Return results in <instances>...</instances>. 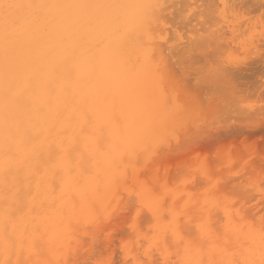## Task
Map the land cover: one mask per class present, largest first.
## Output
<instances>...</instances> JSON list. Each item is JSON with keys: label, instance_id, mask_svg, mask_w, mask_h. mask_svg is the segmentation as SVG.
<instances>
[{"label": "bare ground", "instance_id": "1", "mask_svg": "<svg viewBox=\"0 0 264 264\" xmlns=\"http://www.w3.org/2000/svg\"><path fill=\"white\" fill-rule=\"evenodd\" d=\"M6 2L18 4H63L79 2V0H6ZM90 2L117 3L127 5L129 7L125 11L130 16H134L138 12V9L135 7L137 5H163V7L158 10L159 22L158 24L153 25L154 31L152 32L150 43L156 46L158 58L159 53H163L164 62L166 65L164 81L163 83H161L158 77H152L148 75L146 70L141 69L139 65L135 69H133L131 65H127L123 59L114 58L109 53L97 51L94 55H91L88 52L87 46L84 44V42L75 36H57L55 38H51L47 34L48 29H45L43 27H34L30 31L18 36L10 37L6 41L2 26H0V260H3L5 258L4 246L6 239H16L21 235L25 228L27 229V233L29 235H34L36 237L37 242L36 247L33 251L30 252L27 250V247H25L19 252V259L21 261V264H36L37 261H49L50 264H56V262L60 260H80L81 264H83L84 260H91L92 263L95 264V262L98 259H101L105 253L106 255L104 256L108 257L111 253L110 255L112 257L114 255V247L117 243L119 245H116V248L121 251L120 255L122 256L120 257L122 259H119L123 261L121 262L122 264H159L160 261L162 262V264H173V262H175L174 264H176L177 260V264H184L185 260L203 261L204 264H208V262L211 260L215 261L216 264H220V262L222 261H229L233 259L243 260L246 256L249 255L247 250L248 248L254 250V252L256 253V256L254 258L258 259L260 237L258 233H254L252 236H247L248 229L246 225L249 223H253L250 215V208L243 207L240 215L238 216L236 214V209L238 208H235L236 203L230 202L231 200H229V194H226V196H229V199H223L221 192H212L213 190H208L210 193H207L205 191L204 193H207L206 195L204 193L200 194L199 192L195 191V193L189 192L188 190V192L186 191L187 193H181V190L178 191V188L180 186L177 185V191L169 190L168 184L172 181L171 178L174 177L171 174L172 170L170 173H168L166 172V170L163 171V168H160L159 171L158 169L160 166H158V162L156 161H160L159 159L161 157H167L166 159H168L170 157L174 156L175 158L177 156L178 159H182L180 161L182 164V161H184L185 165L186 163H188L187 161H189L187 160L185 162V159H188L190 158V156L192 157L193 155L197 154L190 150L193 146L189 145L188 143L183 146H181L179 143H172L171 145H175L174 148H167V150L162 153L163 155L160 154L157 157H153V161L149 162L151 167V171L149 174L150 176L148 175L147 177H145L143 175V172L145 171L144 166L140 168V172L138 174L140 175V178L142 180H148V177H151L149 179L151 182L157 184L158 186H163L161 192L164 195V198H168V200L170 201H168L169 207L174 208L178 213L186 212L191 216H195L198 207L203 206L206 200L215 202L216 206L213 207L212 211V223L214 225V227L212 228V234L199 240L196 249L190 254H187L185 252L184 247L180 248L179 246L181 245V243L178 240L174 239L170 232H167L168 223L172 220V216L167 211L162 210L161 213L156 217H153L151 214H147V218H145L146 221L143 218L144 222L142 219L143 215H141L140 217L135 219V227H129V225L133 224V217L136 216L135 205L133 202H130L134 201L135 197H130L129 193L122 187V169L116 167L113 163L114 157L118 159L116 152L113 151V146L120 143V137L118 134H113L111 129L105 127L102 135L99 133L96 134L99 135V147L94 152L90 151L91 145L86 148L84 146V143L81 142L78 152L71 153L70 167L73 173L75 174L77 172L78 164L82 167L80 174L78 175L77 182L65 186L63 193L61 192V181L59 176L54 181L51 180V172L54 166L59 163L58 156L49 159L45 155L43 158L37 159L32 154V148L30 144L22 152H17L14 147L11 151L8 150L7 145L11 144L14 138L16 140L22 138L25 130H30L32 125H45V122L49 120V110L45 109L44 111H40L39 105L41 102L47 100L51 110L56 111L57 95H59L61 98V106L59 108V111L62 113L63 117H68L66 123L68 131L64 134L66 137L76 135V133L72 131V129L76 126V117L71 114L70 111H64L62 105V101L64 99L75 102L73 100V97H75V100H81L83 98H90L92 94H95L97 92L103 93L105 90H110L116 93L117 104L118 106H121V97L119 95L121 87L127 91V95L122 103V109L125 116L130 122L140 121L145 126H147L152 124L154 121L166 118L170 119L172 116H175L177 119L185 118V114L187 112L184 114V112L177 111V106L182 105L184 99L182 98L183 100H181L180 98H178L177 96L179 95L175 93L176 90L174 92V89L169 87L170 84L174 82L181 88L184 87V91L187 90L185 89L186 78H181L182 76L179 78V76L176 75V72L175 74L173 73L176 66H178L179 64L175 65L177 64L175 61L171 63V65L173 64V66L167 64L173 59H176L177 56L187 55L188 57H186L189 58V55L192 52L195 53L196 51V53L201 52L203 54L205 53L206 55H208V53L211 54L214 52L216 54L219 52V55H215L217 56V58L214 56L216 60L213 59L214 57L212 56V54L211 56L213 58L209 55L210 59L212 58L213 61H216V63L214 62L216 64L214 68L211 69L213 67L212 66L210 68L211 70L209 69L210 71L208 72L207 69L211 66L210 64H208V68L205 65L204 67L206 69H204L209 74H211L214 72L217 65H226L229 68L228 79L231 81V86L226 85L225 83L220 81H214L212 78H209V81L207 80L208 83H205L204 76L203 78L201 77L203 80L200 79L202 81L197 82L199 84L203 82L202 84H208V86L210 82H212V84L210 85L212 86L214 84L212 86L213 88L211 87L212 90H214V87L219 83L220 85H224L225 89L221 87L219 88V90L222 91V89H224L223 93L225 92V97H229V100L230 97L232 98L235 96L233 101H235V99H238L237 94H239L238 92H240L239 90H237V85L240 86L241 84L240 87H243L242 83L243 85L245 84L243 81L242 83H239V81L243 78L246 79L247 76L251 75L254 72L253 70H260L261 68L259 67L264 64V59L262 60V58H264V36H261L264 35V31H260L264 25V0H90ZM238 5H247L248 8L249 6H251L253 7L252 9H255L256 13H258L259 15H257L256 18V15L251 14L252 17L255 18H250L249 21L247 20L248 16L244 15L246 6L245 9H243L244 6L240 7L242 9L241 10ZM178 6L181 10L177 8ZM202 7L206 9L204 13H202L201 10H197L201 9ZM175 8L177 9L175 10ZM233 9H235V11ZM248 10H250V8ZM248 10H245L246 14H249V12H251V10ZM176 11L177 14L180 13L178 17H180L181 19H171V17H177V15L172 14ZM202 14L207 16L205 18L208 19L209 24L206 21H202ZM238 16L240 18H238ZM242 16H244V18ZM177 19L178 22L180 20L181 22L186 24L184 25V27L182 26L183 23L182 25L180 24L183 29L181 26V28L179 29H176L175 26L169 29L168 25L173 21L177 22ZM259 25L260 28H257L256 26L259 27ZM187 27L189 29L187 30V32L185 31L187 34L185 37L182 34L178 33L180 29H182L181 31H184L187 29ZM228 34L230 35V38ZM226 36L229 39H227ZM227 40L230 42H227ZM237 41L238 45L236 43ZM6 43L15 51V55L12 61V68L7 76V82L5 76L3 55ZM229 45H231L232 47H229ZM234 46L243 49L242 52H244V54L250 56L252 55V58H254L255 56V58L259 59L255 62L254 58L252 59V63L248 62L249 64L247 62H244L243 64L241 63V65L239 63L237 64V61L236 63H234V57L236 53L234 54L233 58L232 54L234 52H231V54L229 55L227 54L232 50L231 48H235ZM228 48L230 49V51L228 50ZM73 49L76 50L75 56L65 62V57L68 55V53L72 52ZM210 49L212 50L211 52ZM223 49L224 53L226 54L220 55L221 52L223 53ZM236 49L233 50L236 51ZM206 51L208 52L206 53ZM201 53L198 54L201 55ZM225 55H228L230 58H232L231 61L234 60V62L228 63L227 60H230L228 56V58H226L225 60L218 59V57H225ZM173 56L176 57L173 58ZM246 60H248V56ZM227 63L230 65H228ZM184 64L183 67L185 66ZM247 64L250 66H248ZM168 66L172 68L171 70L172 74H174L173 76H177L175 78L173 77L171 80H169L170 75L167 74L169 70ZM174 66L175 68H173ZM249 71H251L252 73L248 75ZM253 74L255 75L256 73ZM263 82L261 81V83ZM45 85L55 88V92L52 98H48L45 96ZM202 87L206 88L203 85ZM226 87L228 90L231 89V93L232 90H236V92H234V90V93H232L234 96L231 95L230 91H228ZM9 88L11 89V91H8ZM244 88H246L245 85ZM257 88L260 90L259 86ZM196 89H198V87ZM17 90H20L24 93L20 102H16L13 99V93ZM164 90H166L167 94L171 96L173 104L172 106L165 105L163 108H161L158 106V101ZM208 91L211 92V90L209 89ZM252 91L253 90H251V92ZM204 92L205 90L202 92V94H204ZM210 92L208 93L210 94ZM228 92L230 93V96ZM187 93L183 92L184 97H186ZM221 93H218L219 97L222 96L220 95ZM261 93L264 94V91ZM206 94L207 93L205 92V95ZM225 94H223V96ZM244 95L245 94L242 95L243 98ZM205 97H207V95ZM238 97L239 100L237 101L242 102L243 99L240 100V96ZM245 97L247 96L245 95ZM210 99L213 100L211 96ZM246 100H244L241 104L244 105ZM223 104L224 103H222V107L221 105H216V107L226 109V107H224L225 104ZM261 105L262 102L260 106ZM82 106L87 107L86 105ZM225 106L230 107L229 105ZM254 106L255 105H252L251 107L254 108ZM207 107L209 108L206 111L208 112L206 113V115L211 114L212 116H214V118L216 117L215 119H219L218 115H222L220 112H222L223 110H220L218 108L215 109L216 107L212 108L214 107L212 103L208 104ZM247 108L245 109L253 110V108ZM197 110L199 111V109ZM260 110L257 109L256 111L258 112H254L255 110H253L250 112V114L252 115L255 113L254 117H257L256 113H259ZM217 112L220 114H218ZM230 113H224L223 115L226 114L225 116H227ZM236 113L238 112L236 111ZM248 113L249 112L247 111V114ZM240 114H243V112L241 111ZM245 114L246 113L244 112V117L247 116V114ZM89 115L91 116V112H89ZM213 123L216 124L217 122ZM211 127L212 125H209L210 129L206 128L207 130L205 135L200 138L201 145L203 142V144H206L207 142V145L217 144L223 137H225L226 139L222 140L228 142H242L246 139H249L247 137H244L243 135H240L239 133L241 132L236 133V135H240L238 136L239 138L235 135H233L232 137V134L229 133H224L225 135L223 134V136L221 137L218 134L219 132L212 134L211 131L214 128L212 129ZM216 131L217 130L215 128L214 132ZM47 140L48 142H51L53 140L59 142L60 138L56 136H50L47 138ZM173 141L177 142L176 140ZM63 142L65 146H67L69 143L68 139H64ZM56 151L58 152L59 150L57 149ZM186 151L188 154H186ZM223 151L221 153H217V158L219 159V161H224V159H226L227 161V158L224 157L226 156V153H223ZM79 153H83L82 158ZM218 154L220 155V157H218ZM221 157L224 159H222ZM193 158L194 156L191 159L193 160ZM195 159L194 162L197 163L198 159L196 161ZM226 161L224 164H226ZM180 162L178 161L179 165L182 166ZM192 162H189L191 167L193 166ZM238 164H240V162ZM250 164L251 162H249V165ZM245 166L246 165H244L243 167L246 168L247 166ZM179 170L182 171V168ZM194 170L195 169H193L192 171L193 173ZM196 170L195 173L199 171V169L197 171ZM130 171L131 169H129V172ZM187 171L190 172V168ZM196 174L200 176V173L197 172ZM201 176L199 178L203 177L202 180L207 182V186L209 188V185H211L210 182L213 181H210L208 178ZM208 182L210 183L209 185ZM49 183L55 184L56 190L54 193L49 189ZM186 183L187 182H185V184ZM169 185L172 186V184ZM190 186L192 185H189V188L192 189ZM207 186L205 188H207ZM211 186H213V184ZM186 187H184V189H186ZM195 189L196 188H194V190ZM198 190L199 189L197 188V191ZM200 195H202V197H200ZM20 208L24 209L23 213L17 211ZM114 208L116 209V211L112 214L114 230H111V236L96 232L95 244H97L96 246H98L100 250V247H102L103 251H101V253H105L101 255L98 252L101 256L99 254H96V256L94 257L96 250H94L93 247L95 245L93 242V236L92 233L86 232L85 229L89 226L88 222L92 220H104L105 215L111 212ZM254 209L256 210V212L255 214H252L253 216L260 217L261 215H264L260 214L264 211V207ZM144 215L146 214L144 213ZM117 217L119 218L118 223L116 222ZM241 217H244V219H241ZM230 220L232 221L234 231L228 232V236L226 237L224 235V225L227 224ZM221 221H223V224L220 223ZM145 222H152L151 224L146 223V226L148 224V227H150L149 229L151 230V235L147 234L148 232L150 233V230H147V232L145 229H143L145 228L143 227L145 226L143 225ZM146 229L148 228L146 227ZM141 231L147 233L143 234ZM128 235H132V237L139 240L138 242L135 239L138 245L140 242H142L140 243V245L143 246V248V243L146 244L147 247L152 248L151 250L154 252V254H152L153 252L151 250H142L141 246H139L140 250L134 249L135 246L132 247L133 245H135L134 243H136L134 240L133 245L130 247L131 250H128V247L130 246V244H132L130 243V241H132L130 240L131 236L129 237ZM126 238V241H128L127 244H129V246L125 244ZM107 240H110L111 242L110 247ZM85 241H87V244L84 243ZM242 243L246 245V247H242ZM165 245L167 246L166 248H168L166 249L168 250V252L170 249L169 254L172 253L170 255H173L172 257L167 255L168 253L164 249ZM117 246H120V248H118ZM77 247L79 248L78 253L76 251ZM171 247H173L175 251ZM70 248L71 251L69 250ZM121 248L123 251L121 250ZM136 248H138V246ZM177 250L179 251L178 254L176 253ZM139 251L140 253L142 251L141 254L145 259L141 257ZM92 253L94 255H92ZM175 257L176 259H174ZM11 258L15 260L17 257L16 255H13ZM96 258L98 259L95 261ZM168 258H172L171 261L167 262V260H169ZM142 260H144V262H142ZM145 260H147V263H145Z\"/></svg>", "mask_w": 264, "mask_h": 264}, {"label": "snow or ice", "instance_id": "2", "mask_svg": "<svg viewBox=\"0 0 264 264\" xmlns=\"http://www.w3.org/2000/svg\"><path fill=\"white\" fill-rule=\"evenodd\" d=\"M129 6L117 3L90 2V0H79V2L63 4H18L0 0V26H2L5 40L10 37L24 34L31 29L45 28L51 38L57 36L77 37L87 46L91 55L95 52L109 53L114 58L123 59L127 65L135 69L138 65L141 69L146 70L147 74L152 77H158L163 83L165 78V62L163 53L158 54L156 46L151 44L153 25L158 24V10L163 7L160 4H144L135 6L138 12L130 16L125 10ZM147 38V39H146ZM179 38V37H178ZM75 49L68 53L65 62L75 56ZM4 69L7 82V76L12 68V61L15 55L14 49L6 43L4 48ZM232 62V61H229ZM229 68L224 64L216 66L210 77L214 81H220L231 86L228 79ZM169 79L172 78L169 76ZM8 91H11L9 88ZM55 88L45 85L44 93L48 98H52ZM24 93L17 90L13 93V99L20 102ZM121 106H118L116 93L105 90L103 93L97 92L90 98L81 100L68 99L62 101L65 112H71L76 117V126L72 129L75 136L66 137L64 134L68 131L66 127L68 117H63L59 111L61 98L56 96L57 110L52 111L47 100L39 105V110H49V120L44 126L40 124L32 125L30 130H25L22 138L13 139V142L7 145L11 151L14 147L17 152H22L30 144L32 154L37 159L45 155L49 158L59 157V163L54 166L51 172V180L54 181L58 176L61 181V192L64 187L77 182L78 175L81 171V165H77V172L74 174L71 164V153L78 152L81 142L86 148L91 145V152L99 147V135L103 133L105 127L112 130L113 134H118L120 143L113 146L117 158H113L116 167L122 169V187L127 191L130 197H135L136 216L133 217V224L129 227H135V219L141 216V213L151 214L156 217L162 210L167 211L172 220L169 221L167 232L178 240L184 247L187 254L192 253L199 240L212 234V211L216 206L215 202L206 200L203 206L198 207L195 216L188 213H178L174 208L169 207L167 199L161 192L163 186H158L149 180H142L140 168L144 166L143 175L147 177L150 174L151 167L149 162L153 157H157L171 147L173 140L179 143L181 134L186 138V142L192 145L194 152L203 153L204 146L200 144V138L205 135L206 129H194L191 122L183 119H177L172 116L170 119L154 121L152 124L145 126L140 121H129L125 116L122 103L127 95V91L120 88ZM173 100L164 90L158 101V106L163 108L165 105L172 106ZM199 104V98L193 94H187L182 105L177 106V111L188 112L195 110ZM82 105H86L84 107ZM91 112V116L89 115ZM87 127V130H86ZM50 136L59 137L57 142L53 140L48 142ZM68 139L69 143L65 146L63 140ZM264 145V138L261 140ZM38 149V150H37ZM59 150L58 152L56 150ZM240 151L251 159V153L259 151L261 155V169L257 177H250L249 187H259L261 193V203L264 204V147L257 149L255 144L245 143ZM81 158L83 153H79ZM200 159V156H197ZM214 163L213 154L209 151L203 155L199 171L205 178L211 179L212 165ZM129 169L131 171L129 172ZM62 174V175H61ZM195 180L196 177H191ZM49 189L54 193L56 190L54 183H49ZM238 203L243 199L241 194H236ZM17 211L23 213L24 209ZM116 209L107 213L104 220H92L85 229L86 232L92 233L95 244L96 232L111 236V230H114L112 214ZM242 208L236 209L239 216ZM183 217V218H182ZM244 219V217H241ZM119 218H116L118 223ZM220 223L223 224V221ZM227 237L228 232L234 231L232 221L224 225ZM247 236L258 233L260 237V248L258 259L254 258L256 253L248 248L249 255L243 260L222 261L220 264H264V215L259 217L258 227L255 222L246 225ZM219 231V230H217ZM36 237L29 235L27 229L16 239H6L4 246V259L0 264H21L19 252L27 247L28 251H33L36 247ZM110 247V240H107ZM167 242V241H166ZM87 244V241L84 242ZM79 245V242H78ZM242 247H246L242 243ZM71 251V248L69 249ZM77 253L79 248L76 249ZM16 255V259L11 257ZM36 264H50L49 261H37ZM56 264H81L80 260L57 261ZM83 264H92L91 260H84ZM95 264H120V261L114 260L109 256L103 260H97ZM184 264H204L203 261L185 260ZM208 264H216L215 261H209Z\"/></svg>", "mask_w": 264, "mask_h": 264}, {"label": "rangeland", "instance_id": "3", "mask_svg": "<svg viewBox=\"0 0 264 264\" xmlns=\"http://www.w3.org/2000/svg\"><path fill=\"white\" fill-rule=\"evenodd\" d=\"M239 6V5H238ZM237 6V7H238ZM244 6V7H243ZM245 6H246V9H245ZM249 6V5H248ZM240 7H243V9H245V10H248L249 8H250V10H251V12H249V14H246V11L244 10V12H245V14L244 15H247L246 17L248 18L247 20H249L250 21V18H257V15H259L258 13H256V10L255 9H252L253 7H251V6H249V8L247 7V5H240L239 6V8ZM177 8H179V10H181L180 9V7L178 6ZM177 8H175V10L177 9ZM203 8V9H202ZM201 9H197V10H201L202 11V13H204L205 11H206V9H204V7H202ZM236 8V7H235ZM232 9V8H231ZM241 9V8H240ZM234 11H235V9H233ZM242 10V9H241ZM250 10H248V11H250ZM255 10V11H254ZM174 11V10H173ZM180 12V11H179ZM178 12V13H179ZM237 12H239V11H237ZM258 12V11H257ZM176 13V14H175ZM173 12L172 14L173 15H177V17H171V19H173L174 18V20L176 19V18H179V19H181L180 17H178V15L180 14H177V11L176 12ZM236 13V12H235ZM241 13V12H240ZM253 13H255V14H253ZM260 13V12H259ZM233 14V13H232ZM238 14V13H237ZM256 15L255 17H252V15ZM172 15V16H173ZM242 15H243V13H242ZM234 16H235V14H234ZM251 16V17H250ZM201 17H203V20L202 21H206L207 23H208V19H206L205 17H207V16H205L204 14H202V16ZM243 18H244V16H242ZM238 18H240L239 16H238ZM246 19V18H245ZM241 20H242V18H241ZM262 20H263V18H262ZM177 22H172V23H170L169 25H168V27H169V29L170 28H172V27H176V29L178 28H181L182 26L184 27V25H186V24H184L183 22H181L180 20H179V22H178V19L176 20ZM201 21V20H200ZM243 21H246V20H243ZM252 21H253V19H252ZM254 21H256V20H254ZM179 23V24H178ZM182 23H183V25H182ZM250 23H253V22H250ZM182 26H181V25ZM209 24V23H208ZM205 25V24H204ZM258 25V24H257ZM181 26V27H180ZM183 27H182V29H183ZM186 27V26H185ZM257 28H260V25H259V27L258 26H256ZM256 27H254V28H256ZM263 27H264V25H263ZM263 27H262V29L260 30L261 32H263L264 31V29H263ZM182 29H180L179 31H178V33H180V34H182L184 37L187 35L186 34V32H187V30L189 29L188 27H187V29L186 30H184V31H181ZM258 30V29H257ZM186 31V32H185ZM259 31V32H260ZM169 32V31H168ZM172 32V31H171ZM257 32V31H256ZM260 32V33H261ZM170 34V33H169ZM188 34H189V31H188ZM262 34V33H261ZM168 36H170V35H168ZM228 36H229V38H230V35L228 34ZM261 36H264V35H261ZM171 37H172V35H171ZM170 37V38H171ZM226 38L227 39H229L227 36H226ZM248 38V37H247ZM254 39V38H253ZM241 40V39H240ZM239 40V41H240ZM172 41V40H171ZM227 42H230V41H228L227 40ZM237 43V45H238V41L236 42ZM248 44V43H247ZM231 45H233V44H231ZM231 45H229V47H232ZM235 45V44H234ZM235 48H231L232 50L230 51V49L228 48V50L230 51H228L227 49V51L229 52V53H227L228 55L229 54H231V52L233 53L232 55H230V56H232V58L234 57V54H235V57H234V59H235V62H234V60H232V62H234V63H236V61H237V64L239 63V64H243L244 62L246 63H252V59H254L255 58V56H254V58H252L250 55H246V54H244V52H242L243 51V49H241V48H238L237 46H234ZM236 47H237V49H238V51H237V49H236ZM233 49H236V51H234ZM209 51V50H208ZM208 51H206V53L208 52ZM212 50L210 49V52H211ZM227 51H225V52H227ZM197 52V51H196ZM194 53V52H192L189 56V58H187L188 56L187 55H183V56H177V58L176 59H173V58H175L174 56H173V58H171V59H173L171 62H168L167 64L168 65H170V66H173V64L171 65V63L172 62H176L177 64H175V65H178V66H176V68H175V66L173 67V68H175V71H174V69H173V73L175 74V72L177 73L176 75L177 76H179V78L181 77V78H183L184 77V79L186 78V80H185V82H186V85H187V87H186V85H185V89H187L186 91H184L183 89H184V87H180L179 85H177L176 83H174V82H172L171 84H170V88H173L174 90V92H175V90H176V94H178L179 96H177L178 98H180L181 100H185V97H184V95H183V92H188L189 94H193V95H196L198 98H199V108H198V106H197V108H196V110H190V111H188L186 114H185V112H184V114H185V118H183V120H185V121H187V122H191V125L194 127V129H196V128H200V126H201V128L203 127V128H209V125H212V129L215 131V128H216V132H214L213 130L211 131V133L213 134V133H217V132H219L218 134H219V136H223V134L224 133H229V134H232L231 136L233 137V135H235V136H240V135H243L244 137H247V138H249V139H246L245 141H237V142H228V141H225V140H222V139H226L225 137H223V138H221L220 139V141L217 143V144H209V145H207V142H206V144H203L202 143V145L204 146V149H203V153H201V152H195V153H197V154H195V155H193L194 156V158H193V160L191 159L192 157L190 156V158H188V159H185V162L187 161V160H189V161H187L188 163L189 162H192V165L194 166V168H193V166L191 167L190 166V163L188 164V163H186L185 165H184V161H182L183 162V164L180 162L182 159H178L177 158V156L174 158V156L173 157H170V158H168V159H166V158H164V157H161L159 160L160 161H156V162H158L157 164H158V166H160L159 167V171H160V168H163L162 170L164 171V170H166V172H168V173H170L171 172V170H172V172H171V174H172V176H174V177H172L171 179H172V181H171V179H170V181L171 182H169V184H172V186L171 185H169L168 184V188H169V190L170 191H177L178 189V191H180L181 190V193H187L188 191L189 192H193V193H195V192H199L200 194H203L205 191L208 193L209 191L208 190H213L212 192H221V195H222V197H223V199H229V200H231L230 202H234V201H236V199H237V196H236V194H241L242 196H243V199H240L239 200V202L238 203H236V206H235V208L237 207V208H250V215H251V219H252V221L253 222H255L256 223V225H258V222H259V216H253L252 214H255V212H256V210L254 209V208H259V207H264V204H260L261 203V194H260V189H259V187H255V188H252V187H249V182H250V180H249V178L250 177H257L258 176V174H259V172H260V169H261V164H262V160H261V155H260V152L259 151H256V152H253V153H251V159H249V157L248 156H245L241 151H240V149L241 148H243L244 147V145H245V143H247V144H255V146H256V148L257 149H260L261 147H264V145H262L261 144V140H262V138H264V94L263 93H261V92H263L264 91V62L262 63L263 65L261 66V67H259V68H261L260 70L258 69V71L257 70H253L254 72L253 73H256L255 75L251 72V71H249V73H248V75L249 74H251V75H249V76H247L246 77V79L245 78H243L242 80H240L239 81V83H242V81L245 83L244 85H245V87L247 88H244V85H243V83H242V86L243 87H240L241 86V84H240V86L239 85H237V87H238V89L237 90H239L240 92H238L239 94H237L238 96H240V100L241 99H243V101L244 100H246V98H247V100H246V102H247V104H246V102L244 103V105H242L241 103H243V101L241 102H239V101H237V100H239V97L237 96V98L238 99H235V101H233L234 100V95L232 94V93H234V92H236V90L234 89V87H233V89L235 90H232V93H231V89H227V87H226V89L228 90V91H230V93H231V95H233L234 97H230V100L232 101H230L228 98L229 97H225L226 96V94H225V92L223 93V91H224V89H225V86L224 85H220V83L218 84V85H216L214 88V90H212V86L214 85H212V86H210L211 84H212V82H210V84H209V86H208V84L206 85H204V84H202L203 82H201V84H199L197 81H202L203 79V76L204 77H209L210 76V74L208 73L211 69H213L214 68V66L216 65L215 63H216V61H213V59L214 60H216V58H217V56H215L216 54H218L219 55V52L218 53H211L212 54V56L214 57H212L211 56V54L210 53H208V55H206L205 53V55L203 54V53H201V52H198V53H201V55H199L198 53ZM242 53V56H241V53ZM238 53H239V55H238ZM197 54V55H196ZM221 54H226V53H224V49H223V53L221 52L220 53V55ZM191 55H193V56H191ZM203 55H204V57H203ZM209 55H210V57H212L211 59H210V57H209ZM227 55V56H228ZM263 55H264V53H263ZM185 56V57H184ZM187 56V57H186ZM226 55H225V57L224 56H220V58L218 57V59H223V60H225L226 58H228ZM247 56H248V60H246L247 59ZM209 57V58H208ZM264 57V56H263ZM196 58V59H195ZM232 58H230L229 57V59L230 60H227V62L228 63H232V62H229V61H231V59ZM243 58V59H242ZM168 59V58H167ZM170 59V60H171ZM203 59H206V60H203ZM217 59V60H218ZM251 61H250V60ZM259 59V58H258ZM257 58H255L254 60H255V62L258 60ZM264 58H262V60H263ZM209 60V61H208ZM222 60V61H223ZM191 61V62H190ZM206 61H208V62H206ZM210 61H211V63H210ZM242 61V62H241ZM185 65L184 67H183V64ZM206 62V63H205ZM215 62V63H214ZM225 62V61H224ZM254 62V63H255ZM226 63V62H225ZM227 63V64H228ZM248 63V64H249ZM186 64H187V66H186ZM208 64H210L209 66V68H208ZM241 64V65H242ZM247 64V65H248ZM207 66V71L205 70L206 68L204 67V66ZM228 65H230V64H228ZM170 66H168V73L167 74H169L170 75V77L171 78H173L174 76V74H172V68H170ZM180 66V67H179ZM182 66V67H181ZM213 66V67H212ZM248 66H250V65H248ZM179 67V68H178ZM187 67V68H186ZM212 67V68H211ZM181 68H183V69H181ZM205 68V69H204ZM211 68V69H210ZM176 69H177V71H176ZM181 69V70H180ZM202 69V70H201ZM210 69V70H209ZM178 70H180V71H178ZM185 70V71H184ZM213 71V70H212ZM211 71V72H212ZM259 73V74H258ZM261 73V74H260ZM175 75V77H177ZM184 75V76H183ZM253 76H254V78H253ZM257 76V77H256ZM263 76V77H262ZM174 77V78H175ZM202 77V78H201ZM255 77H256V79H255ZM259 77V78H258ZM200 79H202V80H200ZM261 79V80H260ZM170 80V79H169ZM209 81V79H204V82L205 83H208V81ZM212 81V80H211ZM258 81V82H257ZM261 81L263 82V83H261ZM197 82V83H196ZM256 82V83H255ZM249 83V84H248ZM172 84H173V86H172ZM197 84V85H196ZM215 84H216V82H215ZM247 84V85H246ZM260 84H261V86H260ZM263 84V85H262ZM202 85L203 86H205L206 88H204V87H202ZM254 85H255V87H254ZM256 85H258L259 86V88H260V90L257 88L258 86H256ZM198 87V89H196ZM202 89H201V88ZM207 87H208V89L209 90H211V92L210 91H208V89H207ZM210 87V88H209ZM212 87V88H211ZM221 87H223L224 89H222V91L221 90H219V88H221ZM229 88V87H228ZM251 88V89H250ZM255 89V91H254V89ZM191 89V90H190ZM205 90V92L207 93L206 95H207V97H205L206 95H205V92H204V94H202V92ZM206 89H207V91H206ZM218 89V90H217ZM259 91H258V90ZM263 89V90H262ZM188 90H190V91H188ZM203 90V91H202ZM215 90H217V91H215ZM250 90V91H249ZM251 90H253L252 92H251ZM195 91V92H194ZM202 91V92H201ZM213 91V92H212ZM234 91V92H233ZM261 91V92H260ZM208 92H210V94L208 93ZM221 93L220 95H222L221 97H219V94L218 93ZM227 92V91H226ZM187 93V94H188ZM195 93H197V94H195ZM213 93V94H212ZM214 93H216V94H214ZM229 93V92H228ZM230 93H229V96H230ZM250 93V94H249ZM261 93V94H260ZM223 94H225L224 96H223ZM240 94H245L247 97H245V95H244V98L242 97V95H240ZM199 95V96H198ZM203 95V96H202ZM210 96H211V98H213V100H211L210 99ZM228 96V95H227ZM256 98H255V97ZM203 97V98H202ZM219 97V98H218ZM183 98V99H182ZM201 98V99H200ZM205 98V99H204ZM249 98V99H248ZM252 98H255V99H252ZM219 99V100H218ZM224 101H223V100ZM226 99V100H225ZM253 101H252V100ZM184 100H183V102H184ZM212 102H211V101ZM228 100V101H227ZM249 100V101H248ZM255 100V101H254ZM219 101V102H218ZM221 101V102H220ZM227 101V102H226ZM258 102V104H257V102ZM183 102H182V104H183ZM201 102V103H200ZM204 102V103H203ZM209 102V103H208ZM218 102V103H217ZM229 102V103H228ZM235 102V103H234ZM249 102H250V104H249ZM253 102V103H252ZM261 102H262V105L260 106V104H261ZM212 103V105H214V107H212V108H215L216 107V105L218 106V105H221V107H222V103H224L225 105H229L230 107H228V106H225L224 104V107H226V109L225 108H220V107H216L215 109H222L223 111L222 112H220L222 115H218V117H219V119L217 118V119H215L214 118V116H212L211 114H208V115H206V113H208V112H206L207 111V109L209 108V107H207V105L208 104H211ZM206 104V105H205ZM235 104V105H234ZM237 104V105H236ZM255 105L254 106V108L253 107H251L252 105ZM234 107V109H233V107ZM243 106V107H242ZM245 106V107H244ZM262 107V108H259V107ZM236 107H237V109H236ZM253 108V110H255L254 112H258V111H256L257 109H261V110H263V111H261L260 110V112L259 113H256L257 114V117L255 116L254 117V115H255V113L254 114H250V112L251 111H253V110H249L248 108ZM258 107V108H257ZM204 108V109H203ZM241 108V109H240ZM245 108H247L248 110H246ZM257 108V109H256ZM197 109H199V111L197 110ZM225 109V110H224ZM233 109V110H232ZM219 110V111H220ZM231 111V113H230V111ZM234 110H235V112H234ZM227 111V112H226ZM236 111L238 112V113H236ZM241 111L243 112V114H244V112L247 114V111L249 112L248 114H249V116H248V114H247V116H245L244 117V115L243 114H240L241 113ZM218 113V112H217ZM216 113V114H217ZM220 113H218V114H220ZM224 113H230V114H228L227 116H225V115H223ZM198 114V115H197ZM200 114V115H199ZM238 114H240V115H238ZM245 114V115H246ZM261 114V115H260ZM207 117H206V116ZM212 117H211V116ZM230 115V116H229ZM251 115V116H250ZM189 116V117H188ZM205 116V117H204ZM204 117V118H203ZM222 117V118H221ZM223 117H225V118H223ZM250 117V118H249ZM204 120V121H203ZM208 121V122H207ZM207 122V123H206ZM213 122H217L216 124L215 123H213ZM196 123V124H195ZM207 124V125H206ZM204 125H206V126H204ZM208 126V127H207ZM214 126V127H213ZM210 129V128H209ZM207 130V129H206ZM237 132H241V133H239L240 135H236V133ZM235 133V134H234ZM222 134V135H221ZM228 134V135H229ZM216 135V134H215ZM225 135V134H224ZM234 136V137H235ZM184 139V141H183V139ZM239 138V137H238ZM185 140H186V138H184V135H181L180 136V138H179V144L181 145V146H183V145H185V144H187V142H185ZM181 142V143H180ZM172 143H174V144H176L177 142H172ZM171 143V144H172ZM184 143V144H183ZM173 144V145H174ZM173 145H171V147L172 148H174L175 147V145L173 146ZM191 150V149H190ZM224 150V151H223ZM209 151H211L212 152V154H213V160H214V163H213V165H212V173H211V178L212 179H210V181L212 180L213 182H210L211 183V185L213 184V186H211V185H209L210 183L208 182V185H209V188H208V186H207V182L206 181H204V180H202L203 179V177L201 176V173L199 172V171H197L198 169H199V165H201V160L203 159V155H206ZM223 151V153L225 152L226 153V156H224L225 158H227V161H226V159H224V158H222V159H224V161L222 160V161H219V159L217 158V153H221ZM190 152V151H189ZM194 152V151H193ZM184 153V152H183ZM222 153V154H223ZM185 154V153H184ZM186 154H188L187 153V151H186ZM185 154V155H186ZM161 155H163V154H161ZM201 156L200 157V159H198V162L197 163H195L194 162V159H195V157H196V159H195V161L197 160V156ZM219 155V154H218ZM224 155V154H223ZM235 156V157H234ZM218 157H220V155L218 156ZM241 157V158H240ZM163 158V159H162ZM162 159V160H161ZM164 159H166V160H164ZM236 159V160H235ZM242 159V160H241ZM164 160V161H163ZM191 160V161H190ZM178 161L180 162V164H182V166H180L179 165V163H178ZM200 161V162H199ZM225 161H226V164H224L225 163ZM155 162V163H156ZM165 162V163H164ZM233 162V163H232ZM240 162V164H238ZM249 162H251V164L249 165ZM196 165H195V164ZM236 163V164H235ZM253 163V164H252ZM164 164V165H163ZM240 165V166H238V165ZM162 165V166H161ZM176 165H177V167H176ZM185 167H184V166ZM226 165V166H225ZM244 165H246L245 167L246 168H244L243 166ZM157 166V167H158ZM187 166V167H186ZM197 166H198V168H197ZM171 167V168H170ZM179 167V168H178ZM182 168V171L181 170H179V169H181ZM185 169V171H184V169ZM187 168V169H186ZM190 168V172H192L193 171V169H195L196 170V168H197V172L198 173H200V176L202 177V178H199L200 176L199 175H197L196 173H195V170H194V173L192 174V173H190V172H188L187 170ZM176 169H177V172H176ZM250 169V170H249ZM174 170H175V172H174ZM179 170V171H178ZM158 171V172H159ZM250 171V172H249ZM252 171V172H251ZM160 173V172H159ZM162 173V172H161ZM174 173V174H173ZM189 173V174H188ZM160 175V174H159ZM150 176V175H149ZM191 177H196V179L193 181V180H191L190 178ZM151 177H148V180L150 179ZM175 179H178V180H175ZM181 179H182V181H181ZM216 180V181H215ZM150 181V180H149ZM204 181V182H203ZM185 182H187L186 184H185ZM174 183V184H173ZM182 184V185H181ZM157 185V184H156ZM180 186L179 188L177 187V186ZM189 185H192V186H190L192 189H190L189 188ZM160 186V185H159ZM170 186V187H169ZM186 186H188V187H186ZM207 186V188H205ZM184 187H186V189H184ZM211 187V188H210ZM171 188V189H170ZM178 188V189H177ZM194 188H196L195 190H194ZM197 188L199 189L198 191H197ZM203 188H205V189H203ZM173 189V190H172ZM177 189V190H176ZM201 189V190H200ZM188 190V191H187ZM193 190V191H192ZM161 191H162V188H161ZM187 191V192H186ZM195 191V192H194ZM201 191V192H200ZM203 191V192H202ZM259 192V193H258ZM206 193V194H207ZM210 193V192H209ZM205 194V193H204ZM205 194V195H206ZM226 194H229V196H226ZM231 194V195H230ZM256 194V195H255ZM233 195H234V197H233ZM197 196H199V195H197ZM204 196V195H203ZM225 196V197H224ZM200 197H202V195H200ZM229 197V198H228ZM234 199H233V198ZM167 199V201H169L168 200V198H166ZM232 200H234V201H232ZM170 202V201H169ZM229 202V201H228ZM232 205H235V204H232ZM261 205V206H260ZM242 206V207H241ZM260 214H264V211L263 212H261ZM259 214V215H260ZM141 215H143V217H142V219L144 218L145 219V216L146 215H144V213H142ZM144 219H143V222H144ZM145 221H146V219H145ZM146 223H150V222H145L143 225H145V226H143V227H145V228H143V229H145L146 231L148 230H150L149 228L150 227H148V224H147V226H146ZM152 223V222H151ZM150 223V224H151ZM142 226V225H141ZM150 226H152V225H150ZM146 227L148 228V229H146ZM141 228V229H142ZM142 229V230H143ZM144 230V231H145ZM147 231V232H148ZM143 234H145V233H147V232H143V231H141ZM147 234H152L151 233V230H150V233L148 232ZM129 237H130V240H132V241H130V243H132V244H130V246H129V244H127V242L128 241H126L127 240V238L125 239V241H126V243L125 244H127L129 247H128V250L130 249V247L133 245V242L135 241V239L136 238H134V237H132V235H128ZM127 237V236H126ZM128 237V238H129ZM132 238V239H131ZM134 238V239H133ZM129 240V239H128ZM134 240V241H133ZM136 241H138L139 242V240H137L136 239ZM135 241V242H136ZM141 241V240H140ZM170 242V241H169ZM140 243H142V242H140ZM140 243H139V245L137 244V242L136 243H134L135 245H133L132 247H134L135 246V248L134 249H136V250H138L139 249V246H141L140 245ZM167 244V243H166ZM169 244V243H168ZM173 244V243H172ZM97 244H95L93 247H94V250H96V252H95V255L92 253V255H94V257L96 256V254H101V255H103L105 252H103V253H101V251H103L102 250V247H100L101 248V250L99 249V247L98 246H96ZM116 245H119L118 243L116 244ZM116 245H115V247H114V251H113V253H114V255H113V253H112V259H116V260H118L119 258H121L120 256H122V255H120L121 254V251H119L117 248H116ZM138 246V248H136L137 246ZM142 245H144V248H143V246H141V248H142V250L143 249H145L144 251H149V250H151L152 248H149V247H147V245L146 244H142ZM96 246V247H95ZM175 246V245H174ZM173 246V247H174ZM118 248H120V246H117ZM167 246L165 245V247H164V249L166 250V249H168V248H166ZM173 247H171V248H173ZM180 248H182L183 246H179ZM85 248H86V246H85ZM147 248V249H146ZM178 248V247H177ZM176 248V249H177ZM133 249V248H132ZM133 249V250H134ZM121 250H122V248H121ZM131 250V249H130ZM140 250V249H139ZM154 250V249H153ZM173 250L175 251V249L173 248ZM84 251V250H83ZM123 251V250H122ZM135 251V250H134ZM143 251V252H144ZM152 251V250H151ZM167 251V255L168 256H170L171 254H169L170 253V249H169V252H168V250H166ZM99 252V253H98ZM117 252V253H116ZM120 252V253H119ZM136 252V251H135ZM153 252V251H152ZM151 252V253H152ZM178 250L176 251V253L178 254ZM133 253V252H132ZM139 253H140V251H139ZM141 253H142V251H141ZM140 253V254H141ZM99 254V255H100ZM111 254V253H110ZM109 254V256H111ZM152 254H154V252L152 253ZM99 255H98V258H99ZM100 255V256H101ZM104 255H106V253L104 254ZM102 256V258L101 259H105L107 256ZM108 256V257H109ZM154 256V255H153ZM158 256V255H157ZM157 256H155V257H157ZM173 256V255H172ZM172 256H170V257H172ZM177 256V255H176ZM107 257V258H108ZM141 257H143L142 256V254H141ZM169 257V258H170ZM93 258V257H92ZM98 258H96L95 259V261L98 259ZM144 258V257H143ZM159 258V257H158ZM168 258V259H169ZM101 259H98V260H101ZM122 259V258H121ZM145 259V258H144ZM156 259V258H155ZM172 259V258H171ZM171 259H169V260H167V262L168 261H171ZM174 259H176V257L174 258ZM174 259H173V261H174ZM158 260V259H157ZM118 261H120V264H122L121 262H123L122 260H118ZM147 260H145V263H147L146 262ZM142 262H144V260H142ZM157 262V261H156ZM166 262V263H167ZM162 264V262L160 261L159 262V264ZM169 263H171V262H169ZM175 262H173V264H174ZM178 263V260H177V262H176V264ZM93 264V263H92ZM144 264V263H143ZM148 264V263H147ZM154 264V263H153ZM158 264V263H157Z\"/></svg>", "mask_w": 264, "mask_h": 264}]
</instances>
